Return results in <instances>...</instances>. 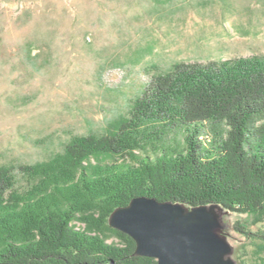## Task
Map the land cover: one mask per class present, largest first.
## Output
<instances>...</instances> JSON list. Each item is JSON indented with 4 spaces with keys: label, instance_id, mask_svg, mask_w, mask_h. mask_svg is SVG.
Returning <instances> with one entry per match:
<instances>
[{
    "label": "trees",
    "instance_id": "16d2710c",
    "mask_svg": "<svg viewBox=\"0 0 264 264\" xmlns=\"http://www.w3.org/2000/svg\"><path fill=\"white\" fill-rule=\"evenodd\" d=\"M139 196L264 213V56L175 63L105 133L1 166L0 264H158L109 222Z\"/></svg>",
    "mask_w": 264,
    "mask_h": 264
},
{
    "label": "rangeland",
    "instance_id": "374dc122",
    "mask_svg": "<svg viewBox=\"0 0 264 264\" xmlns=\"http://www.w3.org/2000/svg\"><path fill=\"white\" fill-rule=\"evenodd\" d=\"M253 55L264 56V0H0V167L105 133L175 63ZM223 220L236 263L264 264V213Z\"/></svg>",
    "mask_w": 264,
    "mask_h": 264
},
{
    "label": "water",
    "instance_id": "95a60500",
    "mask_svg": "<svg viewBox=\"0 0 264 264\" xmlns=\"http://www.w3.org/2000/svg\"><path fill=\"white\" fill-rule=\"evenodd\" d=\"M221 205L188 206L139 196L116 208L110 225L129 234L136 255L154 257L158 264H237L225 233Z\"/></svg>",
    "mask_w": 264,
    "mask_h": 264
}]
</instances>
